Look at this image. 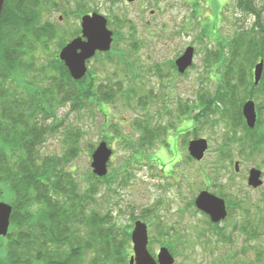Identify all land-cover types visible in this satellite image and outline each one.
<instances>
[{
    "label": "rangeland",
    "instance_id": "374dc122",
    "mask_svg": "<svg viewBox=\"0 0 264 264\" xmlns=\"http://www.w3.org/2000/svg\"><path fill=\"white\" fill-rule=\"evenodd\" d=\"M235 1L54 0V5L48 1L40 7L47 21L53 24L56 37L48 46L34 43L30 58L35 57V70L16 79L18 82L13 84V89L0 100L1 107L2 102L10 103L19 94L20 99L25 98L28 104L34 100L37 103L36 95L31 91L39 93L40 85L49 83L45 78L49 79V75L55 74V55L61 42L72 41L76 38L75 32L79 33V29L82 31V16L93 12L104 15L108 19L109 29L114 32L115 45L113 43L111 52L117 54L110 55L119 58L120 52L124 56V64L110 62L107 53L97 54L88 63L86 78L95 76L96 82L123 79L125 93L132 84L125 69L128 68L133 76L131 62L137 59L144 77L142 75L141 79H136V85L144 88L143 95L150 96L147 98L149 103L147 107L138 105V99L133 95L130 102L118 99L114 104H103L98 108L86 102L83 109L77 110L70 105L62 106V99L55 100L47 105L54 117L50 120L40 118L45 126L41 152L50 157L64 156L71 149L69 140L77 139L76 155L70 168L79 178L87 180L93 171V153L108 135L110 140L106 142L113 151L108 165L109 173L116 177V171L122 169L125 180L120 185H113L116 192L105 189L100 199H111L114 216L124 225L131 226V230L138 220L147 224L150 252L157 254L163 246L172 247L175 264H264V185L253 188L248 181L249 167L261 164L264 168V155L254 152L257 155L250 161L242 160L237 172L234 163L222 154L227 149L223 143L224 114L209 112L206 117H200L201 121H193L199 112L191 109L189 116L192 117V124L185 129L182 124L184 115L170 118L168 113L171 111L175 114L180 101L188 100L193 106L201 88L209 90L211 94L216 92L218 72L222 74L226 66L223 61L215 62L216 59L230 53L231 40L241 26L250 29L254 22V16L234 9L237 7ZM253 2L264 19V0ZM79 3L86 5L85 11L82 12ZM124 11L136 22L138 33L134 36L130 35L129 27L111 23L114 14ZM130 41L137 45L135 54ZM189 46L195 47L196 53L194 64L186 76L175 77L177 73L172 70L173 76L165 77L161 82L152 73L157 63L156 66L163 64L162 72L167 74L173 61L183 55ZM128 50H132V53L128 54ZM210 54L211 58H208ZM223 60L227 61L226 58ZM258 62L246 74L250 82L253 81L254 67ZM68 86L75 88L74 85ZM18 89H21L20 93H17ZM224 89L221 91L224 92ZM249 89L239 87L240 103L248 98ZM38 104L43 105L42 98ZM224 108L221 107L220 111H224ZM160 111L163 112L158 118ZM261 113L263 121L264 109ZM137 118L148 122L151 128L161 123L166 128L169 123L178 126L169 128L165 135L167 139L163 138L157 148L153 146L148 149L150 152L145 150L144 155L136 154L140 147L137 142L139 132L133 128L132 122ZM112 123L123 131L126 136L124 140L133 143L132 148L126 147L125 141L110 126ZM199 138L206 139L209 144L207 155L201 163L190 158L188 151L189 141ZM134 154L137 156L134 157ZM184 173L187 178H184ZM204 189L226 193L231 201L238 203V206H231L232 215L224 226L229 227L226 240L220 237L223 231L208 224L209 219L195 207L194 201ZM131 252L133 255L134 251Z\"/></svg>",
    "mask_w": 264,
    "mask_h": 264
},
{
    "label": "trees",
    "instance_id": "16d2710c",
    "mask_svg": "<svg viewBox=\"0 0 264 264\" xmlns=\"http://www.w3.org/2000/svg\"><path fill=\"white\" fill-rule=\"evenodd\" d=\"M48 1L53 5L56 3L54 0H5L0 25V100L13 89V84L18 82L16 79L35 70V57L30 58L34 43L48 46L56 37L53 24L47 21L40 7ZM236 1L241 12L254 16V22L249 26L250 29L241 26L231 40L230 53L216 59L215 62L223 61L226 65L222 71L224 78L217 85L215 93L211 94L203 88L198 91L192 110L197 109L199 114H195L197 116L193 121L202 115L206 117L209 112L218 114L221 101H225L223 106L231 119L233 115H238L242 105L239 103V87L254 86L253 81L243 76H246L256 61L264 59V19L253 0ZM78 6L82 12L85 11V4L79 3ZM114 22L118 26L129 27L131 36L138 33L136 22L127 11L114 14L111 23ZM79 34L80 29L74 36ZM67 43V40L61 42L56 52L55 74L49 75V79L45 78L49 85H40L39 93L31 91V94L36 95L37 103L34 100L28 104L25 98L20 99L21 95L17 94L10 103L2 102L0 107V201L4 200L13 206L9 232L5 237L0 236V264H130L131 226L124 225L114 216L111 199L105 201L99 197L105 189L116 192L113 185L124 183V170L116 171V177L109 172L99 177L91 171L87 180L79 178L70 168L76 155L77 139L69 140L71 149L64 156L50 157L42 154L45 126L40 118L52 119L54 115L47 105L59 99H62V106L70 105L79 110L85 107L86 102L98 108L103 104H114L118 99L130 102L134 95L138 105L147 107V98L150 96L143 95L144 88L136 85V79H141L143 75L140 72L141 64L137 59L131 62L133 76L128 68L125 69L132 83L125 93L123 79L116 82L102 79L96 82L95 76L90 79L85 76L76 81L59 58L60 50ZM129 45L135 54L138 49L136 43L130 41ZM131 51L126 52L129 54ZM107 54L110 62L124 64V56L120 52L119 58L110 55L117 53L109 51ZM208 58H211V54ZM162 65L154 66L152 71L160 79L166 76L162 72ZM170 66L168 76L172 70L177 72L175 61ZM235 75L241 77L236 79ZM223 86L225 94L221 96ZM20 92L21 89H18L17 93ZM153 97L158 99L156 95ZM40 98L43 99V105L38 104ZM100 111L103 112L102 109ZM162 112L157 114L158 118ZM168 113L170 118L186 114L180 104L175 114L171 111ZM161 124L151 128L148 122L139 118L132 122L133 128L139 132L137 142L140 147L136 154L144 155L145 150L153 146L157 148L169 128L178 126L169 123L166 128ZM110 126L125 141L126 147L132 148L133 143L124 140L125 135L120 127L116 123ZM105 136V141L110 140L108 135ZM168 248L172 253V247Z\"/></svg>",
    "mask_w": 264,
    "mask_h": 264
},
{
    "label": "water",
    "instance_id": "95a60500",
    "mask_svg": "<svg viewBox=\"0 0 264 264\" xmlns=\"http://www.w3.org/2000/svg\"><path fill=\"white\" fill-rule=\"evenodd\" d=\"M132 2L133 0H127ZM5 0H0V25ZM82 35L67 43L60 51V59L67 66L71 76L75 80H81L88 72V60L92 59L98 51L108 52L112 48L114 32L108 27V19L97 12L82 16ZM195 49L189 46L186 51L176 60L180 73L193 64ZM264 70V60L256 64L254 70L255 83L258 84ZM244 115L250 127L255 126L256 108L255 102L250 100L244 104ZM208 141L204 138L192 140L189 144V151L196 160H202L208 150ZM112 149L106 141L99 144L93 153L92 168L94 174L103 177L108 174V163L112 156ZM261 171L253 169L250 172L249 184L252 187H259L263 181L260 179ZM196 206L207 213L215 223L225 219L228 215L225 200L207 190L200 192L196 198ZM13 206L0 201V236H7L11 224ZM134 242V254L130 264H175V258L167 247H161L157 256L154 257L149 251L148 226L141 220L136 221L132 231Z\"/></svg>",
    "mask_w": 264,
    "mask_h": 264
},
{
    "label": "flooded vegetation",
    "instance_id": "af4514ba",
    "mask_svg": "<svg viewBox=\"0 0 264 264\" xmlns=\"http://www.w3.org/2000/svg\"><path fill=\"white\" fill-rule=\"evenodd\" d=\"M234 9L239 10L238 6ZM195 53H196V49H195ZM187 71L184 74H178V75L176 74L175 77H184L187 75ZM173 74H171V75L173 76ZM171 75H169V76H171ZM169 76L166 75V77H169ZM218 77H219V79H218V83H219L224 77L219 72H218ZM240 77L241 76H237L235 78L237 79ZM244 78L247 79L249 77L246 75ZM253 83H254V86H252V85L240 86L241 83L238 84L240 87H245V89H248V88H250V89H249V92L247 95L248 98L244 102L241 103L242 104L241 105V111H240V113H238V115H236L237 117L233 115V117L231 119V117L226 114L227 110L225 108H224L225 109L224 111H220L222 114H224L223 115L224 116L223 117V120H224L223 143L225 146H227V149L225 148L226 152H223L222 154H223V156L227 157L226 159H228L232 163H234V167H235V170L237 172H239V170H240V162L242 160L243 161L244 160L250 161V158H254L258 153H260L261 155H264V119L262 118L263 121L261 120V114H262L261 111L264 109V71H263L262 77H261L258 84L255 83V78H254V74H253ZM220 93H221V96L223 94H225V89H224V92L220 91ZM250 100L255 102V108H256V122H255L254 127L249 126L247 119H246V116L244 115V104ZM224 102L225 101L220 102L222 104L221 107H224L223 106ZM183 108H184L186 114H185V121H183L182 124L185 126L184 128L186 129L192 124V118L189 116L191 114L190 111L192 109V102H190L188 100L184 101L183 102ZM220 112H219V114H221ZM186 115H188V116H186ZM225 115H227V118ZM234 117H236V118H234ZM199 139H201V138H199ZM230 147H231V149H230ZM207 152H208V150L205 152V156L203 159H205ZM254 152L257 154L256 155L253 154ZM189 157L194 159L192 157V155L190 154V152H189ZM194 160H196V159H194ZM202 160H196V161L201 163ZM263 163H264V160H263ZM253 169H257V170L261 171L260 179L263 181V183L261 185V186H263L264 185V168H262L261 164H254L252 167H249V170H248L249 176H250L251 170H253ZM184 176H185L184 178H187L185 173H184ZM261 186H259V187H261ZM253 188H255V187H253ZM204 190H206V189H204ZM204 190H201L200 192H202ZM207 191H209V190H207ZM211 193H213V192H211ZM213 194H215V195H217V196H219L225 200L228 215L225 219L221 220L218 223H213L208 214L203 212V215H205V217H207L209 219V220H207L208 224H211L215 228L219 227L221 229V231H223V232H221L222 236L220 235V237H222L223 239L226 240V238L228 236L227 231H228L229 227H227V226L224 227V226L230 220V217L232 215L231 212L233 211V209L231 208V206H238V203H235V201H231L230 196H228L226 193L223 194L220 191L217 192L216 189H215V192ZM249 221H250V219H249Z\"/></svg>",
    "mask_w": 264,
    "mask_h": 264
}]
</instances>
